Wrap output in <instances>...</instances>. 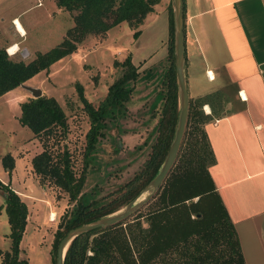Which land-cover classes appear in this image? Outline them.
Listing matches in <instances>:
<instances>
[{
  "label": "trees",
  "instance_id": "trees-1",
  "mask_svg": "<svg viewBox=\"0 0 264 264\" xmlns=\"http://www.w3.org/2000/svg\"><path fill=\"white\" fill-rule=\"evenodd\" d=\"M57 7L72 15L73 26L62 41L50 50L25 61L11 57L0 47V96L24 84L41 71L73 54L89 35H105L111 28L126 22L134 39L140 34L145 17L161 0H54ZM169 65L162 77L156 101L162 100L156 125L157 138L149 159L124 186L123 202L116 208L92 206L81 202L85 172L96 152L97 144L107 127L116 126L127 116L134 83L139 77L131 55L113 65L120 76L109 86L104 99L94 107L77 84L80 100L89 118L86 132L84 166L80 175L74 172L67 149L54 153L49 139L59 142V134H67L68 118L53 96L30 97L20 103L19 123L28 127L33 136L44 138L43 151L35 155L31 168L39 182L64 192L76 207L55 233L51 264H56L60 240L76 227L94 222L117 212L133 201L154 179L169 149L178 116V92L173 57V13L169 5ZM205 97L191 98L188 120L177 160L160 190L133 216L121 223L100 228L76 237L69 245L63 264H245L235 228L218 194L209 169L216 164L205 124L211 119L202 110ZM156 102V103H157ZM155 105V104H154ZM54 134V136H53ZM56 143V144H57ZM2 167L10 177L14 159L6 155ZM4 203L0 206L7 216L10 229V250L0 249V264H27L20 260V243L27 225V205L9 184L0 181Z\"/></svg>",
  "mask_w": 264,
  "mask_h": 264
},
{
  "label": "rangeland",
  "instance_id": "rangeland-1",
  "mask_svg": "<svg viewBox=\"0 0 264 264\" xmlns=\"http://www.w3.org/2000/svg\"><path fill=\"white\" fill-rule=\"evenodd\" d=\"M33 1V4H37V0H29V3ZM14 2L6 0L3 3L5 8L10 9L8 14L14 10ZM53 3L54 0H47L43 6L35 5L24 16L25 20H35L28 28L26 41L32 58L57 46L67 29L74 24L72 15L58 12ZM158 4L156 18L140 28L137 39H134V30L126 22L113 27L103 36L89 35L73 54L0 96V181L9 184L27 205V225L19 255L20 260L27 264H51L55 233L61 230L59 226L63 218L69 216L77 202H69L64 192L50 185L43 186L33 173L30 162L43 151L41 139L45 137L33 136L28 127L19 123L20 103L33 97L31 88H39L43 95L57 99L67 115L69 130L66 135L59 134L58 143L52 138L49 144H54V153L61 154L67 149L78 176L84 166L89 118L79 98L77 84L82 85L86 99L97 107L104 99L108 86L121 74V69L113 65L114 61H122L131 55L140 74L127 102V116L120 119L116 126L110 125L104 130V136L100 138L86 169L80 194L81 202L104 206L106 210L116 208L123 202V186L149 159L151 147L157 138L155 129L162 100L157 102L156 98L162 87L161 77L169 65V15L166 11H169L168 5L172 7V0H161ZM55 11L58 13L54 17ZM0 37H4V34L1 33ZM15 59L27 60L25 56ZM6 155L14 159V170L10 177L4 173L1 163ZM144 196L140 195L137 200ZM3 203L4 195L0 191V206ZM51 212L55 215H52L54 221L50 222ZM9 232L7 216L2 210L0 249L3 252L10 250Z\"/></svg>",
  "mask_w": 264,
  "mask_h": 264
},
{
  "label": "crops",
  "instance_id": "crops-1",
  "mask_svg": "<svg viewBox=\"0 0 264 264\" xmlns=\"http://www.w3.org/2000/svg\"><path fill=\"white\" fill-rule=\"evenodd\" d=\"M5 1L0 0V47L29 61L26 41L35 20L24 16L47 0H15L10 14ZM158 5L140 28L156 18ZM183 17L189 97H205L202 107L211 116L205 130L216 164L209 172L244 263L264 264V0H183ZM50 214L51 222L55 213Z\"/></svg>",
  "mask_w": 264,
  "mask_h": 264
},
{
  "label": "water",
  "instance_id": "water-1",
  "mask_svg": "<svg viewBox=\"0 0 264 264\" xmlns=\"http://www.w3.org/2000/svg\"><path fill=\"white\" fill-rule=\"evenodd\" d=\"M172 13L173 57L178 92V116L174 135L160 170L154 179L150 181L140 193V195L145 194L144 198L141 200H137L140 197L139 195L121 211L69 230L58 244L56 250V264H63L66 251L76 237L100 228H106L124 222L131 215L140 210L160 190L177 160L187 125L189 103L188 84L185 75L183 0H172ZM21 55H24V51L21 52ZM31 93L33 98H38L43 95L42 90L39 88H31ZM65 219L66 217L63 218L59 229L63 228Z\"/></svg>",
  "mask_w": 264,
  "mask_h": 264
},
{
  "label": "bare ground",
  "instance_id": "bare-ground-1",
  "mask_svg": "<svg viewBox=\"0 0 264 264\" xmlns=\"http://www.w3.org/2000/svg\"><path fill=\"white\" fill-rule=\"evenodd\" d=\"M18 26L21 28V25L20 24H18ZM16 49H17V46H14V47H12V48H10V54H14L15 53V51H16ZM53 218H54V216H53Z\"/></svg>",
  "mask_w": 264,
  "mask_h": 264
}]
</instances>
